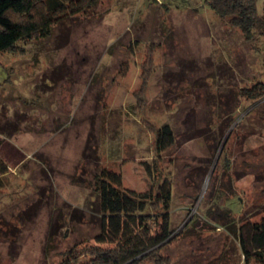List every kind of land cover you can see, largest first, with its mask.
<instances>
[{"label":"rangeland","instance_id":"374dc122","mask_svg":"<svg viewBox=\"0 0 264 264\" xmlns=\"http://www.w3.org/2000/svg\"><path fill=\"white\" fill-rule=\"evenodd\" d=\"M260 45L207 0H97L1 52L0 264L95 244L104 167L138 191L169 179L170 264H246L233 226L264 217V95L242 94L264 83Z\"/></svg>","mask_w":264,"mask_h":264},{"label":"trees","instance_id":"16d2710c","mask_svg":"<svg viewBox=\"0 0 264 264\" xmlns=\"http://www.w3.org/2000/svg\"><path fill=\"white\" fill-rule=\"evenodd\" d=\"M210 8L247 40L257 36L264 55V8L256 10V0H207ZM97 0H0V53L15 51L21 41L47 37L55 23L68 14L93 5ZM264 59V57H262ZM259 93V94H258ZM246 96L264 95V83L255 85ZM174 132L165 123L156 130L155 147L162 151L174 142ZM149 170V168H147ZM7 167L0 157L1 176ZM150 172V170H149ZM94 191L99 212L95 244L76 249L71 246L59 264H170L162 248L180 233L170 227L171 185L164 179L155 192L138 191L122 185L119 172L101 168L94 175ZM238 247L246 264H264V217H244L234 227ZM85 259H80L79 256Z\"/></svg>","mask_w":264,"mask_h":264}]
</instances>
